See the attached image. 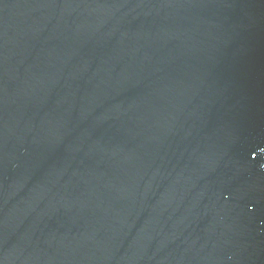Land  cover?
<instances>
[{"label": "water", "instance_id": "95a60500", "mask_svg": "<svg viewBox=\"0 0 264 264\" xmlns=\"http://www.w3.org/2000/svg\"><path fill=\"white\" fill-rule=\"evenodd\" d=\"M0 264H105L0 76Z\"/></svg>", "mask_w": 264, "mask_h": 264}]
</instances>
